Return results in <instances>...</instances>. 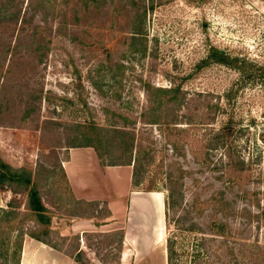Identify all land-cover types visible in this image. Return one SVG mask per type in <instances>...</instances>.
Listing matches in <instances>:
<instances>
[{"label": "rangeland", "instance_id": "1", "mask_svg": "<svg viewBox=\"0 0 264 264\" xmlns=\"http://www.w3.org/2000/svg\"><path fill=\"white\" fill-rule=\"evenodd\" d=\"M15 2L20 10L13 18L3 17L4 9L0 14V158L18 174L0 184V264H65L68 256L74 264H162L167 230L154 199L145 227L134 217L129 224L109 220L106 201L98 205L70 192L61 160L75 144L98 137L102 162L135 160L137 190L155 189L164 199L174 177L182 195L177 211L168 210L169 227H184L189 244L204 245L209 262L196 264H264V180H256L257 169L232 170L231 188L224 177L214 178L219 169L194 172L203 167L193 162L192 151L202 152L199 142L192 143V130H180L188 128L187 119L170 122V109L156 110L144 84L169 87L171 77H184L183 87L201 91L206 101L214 93L223 102L233 91L242 114L264 122V84L250 76L264 68V0ZM134 27L141 31L136 41ZM213 46L236 64L217 62ZM129 128L130 135L124 133ZM131 135L132 147L126 144ZM28 173L31 182L25 183ZM194 184L203 202L179 221ZM31 187L46 206L44 217L28 208ZM221 189L227 204L207 200ZM140 199L143 208L149 201Z\"/></svg>", "mask_w": 264, "mask_h": 264}, {"label": "trees", "instance_id": "2", "mask_svg": "<svg viewBox=\"0 0 264 264\" xmlns=\"http://www.w3.org/2000/svg\"><path fill=\"white\" fill-rule=\"evenodd\" d=\"M4 2L5 4L0 7V14L2 13V9H4V15L2 16L6 17L9 15V18H13L15 16L14 14L20 10L17 8V3L15 0H5ZM132 31V39L136 41V36H138L137 34L141 31L138 27H134V30ZM35 34L36 30H34L31 35L35 36ZM212 54L216 57L217 62L226 63L227 65L231 64L232 66L236 64V58L233 57L234 59L230 60V55L224 48H217L213 46ZM103 68V64L101 63L96 71L98 72L99 69ZM260 69L264 68H258V66L254 68L255 73H252L253 75L251 74L250 76L257 77L260 85H262L264 84V71L261 72ZM106 70L107 69L105 68L103 72L106 73ZM109 71L111 72L110 78L115 79L117 74L113 72L112 69H108V73ZM171 78L169 87L153 86L146 82L144 84L154 93L153 101L156 102V110L161 107L166 110L170 109V122H178L176 121L179 119L178 116H182L187 119L183 124L188 126V128H180V130H192V133L189 135L192 137V143L195 145L199 142L202 152L201 156H197L192 151V156L194 157L193 162L198 163L200 167H203V170L197 168L194 172H204V170L209 172L214 169H219L220 174L218 176H214V178L218 180L219 178L221 179L224 177L223 180L226 188H231L235 185V178L232 175H228L232 170L244 172L251 171V169L256 168V180H264V162L261 167L257 168V166H260L262 159H264V122L258 124L257 117L255 115H248V117L244 116L242 114L244 109L241 105V101L238 102L233 91L228 90L224 93L223 102L221 101V95L214 93L213 95L215 99L213 101H206L205 98L201 96V91H193L191 94L186 87H183V82L186 80L184 77ZM252 96V98H255L253 94ZM190 108H193L191 112L188 111ZM182 109H185L187 112H179ZM160 114L161 113L157 111L155 112L154 117L156 118ZM125 117L127 118V116ZM259 127L260 130L258 129ZM124 133L130 135L132 132L129 128L126 129ZM98 134L101 133L98 132ZM132 139L133 136L131 135L130 141H126L127 146L132 147ZM97 140V142L87 141L86 143L75 144V146H93L98 156L101 158L103 153L101 152L99 145V142H101L100 137H98ZM172 145L174 149H177L175 141H172ZM190 148H193V146H190ZM106 164H131L132 185L137 186L139 183L136 179L137 171L135 168V160L132 162V157L129 158V160L120 159L119 161H110ZM17 175L18 174L15 172L13 167L0 158V184H4L9 181L11 182ZM24 181L25 183L31 182V176L29 173L24 176ZM199 181L200 180L198 179V182ZM175 182L176 180L174 177L170 175V187L168 188V195L164 200V226L167 230V235L165 237L166 264H196L201 260L209 262V260H207L209 253L205 251L203 247L204 245L200 240H196L198 242L189 244L187 241L188 237H186V235H182L183 233L186 234L182 231L184 230V227H181L180 231L175 228V230H171L169 227L171 214H169L168 210L170 208V210H174L175 212L177 211L174 209V206L178 202L179 195H182V191L180 192V190H178ZM195 186L197 185L194 184V190L190 191L192 197L189 202L186 201L183 207L185 212L177 215V220L179 221H186L189 214L191 215L192 212H196L194 209L203 202V198L198 197ZM207 200H219L221 203L226 204L229 202L228 198L225 196V190L222 189L214 192ZM28 208L34 211L38 218L45 216L44 212L46 210V206L41 201L38 191L32 187L28 191ZM47 222H50V218ZM179 235L182 236L176 237ZM31 236L55 247V244H53L49 239H44L35 234H31ZM76 254L74 258L76 257ZM182 254L185 255L184 258ZM75 260L77 261V258H75Z\"/></svg>", "mask_w": 264, "mask_h": 264}, {"label": "crops", "instance_id": "3", "mask_svg": "<svg viewBox=\"0 0 264 264\" xmlns=\"http://www.w3.org/2000/svg\"><path fill=\"white\" fill-rule=\"evenodd\" d=\"M61 166L66 183L74 198L86 202H96L98 205L106 201L108 215L106 218L109 220L112 219L116 222L117 219H125L129 224L131 217H134L145 227L149 226L146 223L149 220L148 214L151 209L149 203L151 199H154L159 206V216L162 217L163 214L164 222L165 198L163 199V196L155 189L144 191L134 188L131 164H106L101 161L92 146L81 145L69 148L68 154L61 160ZM140 198L149 201L143 208L139 207L142 206L138 203ZM92 218L98 220L97 216H92ZM145 231L146 229L143 232L147 235ZM33 239L58 253L64 252L42 240ZM126 239L127 235L124 229L122 241L125 242ZM145 242L149 243L148 240ZM65 253L67 256L70 255ZM68 258L70 261L65 264H74L72 257L68 256ZM162 264H166V248H164Z\"/></svg>", "mask_w": 264, "mask_h": 264}, {"label": "bare ground", "instance_id": "4", "mask_svg": "<svg viewBox=\"0 0 264 264\" xmlns=\"http://www.w3.org/2000/svg\"><path fill=\"white\" fill-rule=\"evenodd\" d=\"M154 214H155V216H156V213H154ZM154 214H153V215H154ZM155 216H154V217H155ZM156 218H157V217H156Z\"/></svg>", "mask_w": 264, "mask_h": 264}]
</instances>
